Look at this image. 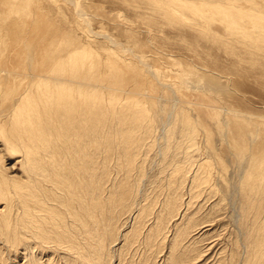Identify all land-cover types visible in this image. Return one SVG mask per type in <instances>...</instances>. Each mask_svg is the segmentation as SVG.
<instances>
[{
    "label": "rangeland",
    "instance_id": "rangeland-1",
    "mask_svg": "<svg viewBox=\"0 0 264 264\" xmlns=\"http://www.w3.org/2000/svg\"><path fill=\"white\" fill-rule=\"evenodd\" d=\"M4 1L0 0V18L3 19L0 20V25L2 24L0 31L4 29L0 32V69L1 72L4 70L0 73V86L2 85L3 89L2 91L0 87V95L7 93L2 95L3 99L2 96L0 97V133H2L0 150H3L0 153L5 162L0 166V170L5 169L1 170L0 179L5 182V185L12 186L11 184L17 182L21 184L26 181L23 176L30 173L25 163L26 153L20 152L25 142L17 138L18 135L22 137L26 132L17 129L14 118L11 119V116L14 117V109L20 103V93L27 89L26 84L29 78L26 79V74L29 72L37 74L38 71L44 73L49 67L48 61L53 53L58 54L59 52L64 55L72 51L75 48L74 45L78 47L86 40L83 44L88 46L86 49L89 52L93 49L92 52L96 51L95 54L99 52L96 55L103 59L101 60L98 56L93 58L98 63V65L95 64L97 69L100 67L97 71L95 69L94 74L92 73L93 82L97 77V79L102 77L103 81L100 79L96 81L105 85L109 83L108 86L116 84L115 86L120 89L122 87V90H125L124 94L135 96L132 100L142 97L145 101L144 108H148L153 115V124L159 127L157 130L150 131L144 117H137L131 112L126 113L124 126L131 133H128L130 140L134 139L131 144L137 148L136 159L141 161L146 157L144 161V165L146 164L145 181L138 197L140 207L146 208L143 209L145 218L143 217L141 222L138 216H142V213L136 206L132 208L127 219L123 220L121 226L115 230L118 236L113 243L115 245L111 246L113 251L108 264H169L172 256L174 258L178 255L176 258L180 259L182 254L185 262L179 264H231L228 261L232 252L237 255L235 257L237 260L234 262L241 264L239 260L244 258V252L249 250L246 232L250 228L245 221L246 217L239 214L238 210L241 209V204L245 199L240 191L241 179L244 176L242 172L246 167L252 168L254 165H258L260 170L264 169V165L258 163L261 153L264 152V49H262L264 39L258 35L256 27L251 26L254 25L252 21L244 23V27L250 34L249 38L242 30L240 32L243 36L240 32H235V25V29L229 28L230 26L223 23L222 18L215 11L209 10L211 14H216L212 22L205 26L210 31L208 32L207 28H201L199 22L203 21L199 18L193 16L196 20L194 24L176 21L151 0H29L31 3L26 8H23L24 4L21 6L16 3V0ZM234 2L245 12L257 9L251 8L255 3L264 16V0H234ZM185 14L190 17V14ZM256 43L261 46H257ZM47 46L50 51L53 50L52 54ZM5 48L6 51H4ZM42 53H45L42 55L44 58L41 57ZM26 56L29 57V61ZM41 58L46 60V63ZM99 59L103 63L101 61L99 63ZM116 60L120 61V64ZM16 61L18 62L14 63ZM111 61L119 69L116 68L114 71L109 68L113 65ZM106 63L108 64L105 65ZM99 64L104 67L102 68ZM28 65L30 70H28ZM103 69L108 76L105 72L103 73ZM16 79L21 80L19 82ZM111 79H113L112 82ZM12 85H16L17 88L13 87L16 92L12 89ZM129 91L135 94L128 93ZM7 94H10V97H7ZM147 114L145 113V116ZM174 114H177L174 117L175 120L172 117ZM187 119H190L188 121L191 124ZM57 120L61 122L63 128L62 121ZM170 122L174 123L173 131L175 132L172 131V137L167 141L165 132L169 129ZM40 125L44 129L48 128V123H40ZM1 130H4V133ZM104 135L110 134L104 133ZM9 138L13 139L14 146L19 149V151H14V154L9 145V142H12ZM148 145L150 146L147 147ZM165 147H168V150ZM3 154L7 156L4 157ZM12 154H16V158ZM116 158L118 161L117 156ZM201 162H204L203 170L200 169ZM13 164L19 165L15 167ZM204 170H208L206 173L208 184L203 183L197 186L196 181L193 183L192 179L197 173H203L206 177ZM17 173H21V176L19 177ZM10 175L16 176L11 178ZM112 176L117 177L116 183H119L120 175L113 172ZM106 187L112 189L111 181ZM2 205H4L3 202L0 204V214L3 216L6 214L8 217L12 215L15 219V208L10 204L7 208L1 207ZM171 210L172 214L169 215ZM19 217L20 211H18ZM257 217L258 221L264 222L263 213L257 214ZM161 222L167 225L163 229L164 234L151 244L149 238H152L154 229ZM1 227L0 224V262H3L0 264H53L56 260L54 264L58 262V264H71L67 261V255L63 251L71 254L72 264H81L82 259L77 252L72 253L69 249H59L55 246L48 249L37 244V240L30 232L24 231L23 234L14 232L15 223L10 226L6 225L2 229ZM175 229L178 231L181 229L185 236L183 240H180L179 246L176 244V249L172 239L176 232ZM21 238H24L26 242L29 241L32 246L35 242L36 248L35 246L22 248ZM244 247L246 250L243 249ZM194 248L196 251H192ZM48 251H52V254H48ZM191 259L194 260L190 261Z\"/></svg>",
    "mask_w": 264,
    "mask_h": 264
},
{
    "label": "bare ground",
    "instance_id": "bare-ground-1",
    "mask_svg": "<svg viewBox=\"0 0 264 264\" xmlns=\"http://www.w3.org/2000/svg\"><path fill=\"white\" fill-rule=\"evenodd\" d=\"M151 1H153L159 8L163 9L165 11V14L169 15L171 18H173L176 21L194 24L196 20L193 16L199 18L201 21H203V22H199V24L201 23L200 24L201 28L211 23L213 17L217 13V15H219L222 18V22L227 23L228 27L230 26L229 28H234V25H235L236 27V29L234 28L236 30L235 32H240L242 30L245 34H247L246 36L249 38H250V34L248 30H246V27H244L245 26L244 23L245 21L246 22L248 21V23L252 21V23L255 26L254 25H251V26L256 27V29L258 30V35L262 36V38L264 39V16L262 15L263 12L258 9L255 3L252 4L253 6L251 8H257V9H253V10L251 9L250 12H245L242 9H240L241 7H239L238 4L234 2V0H226L227 2L225 0H168L167 2H165L164 0L163 1L162 0H151ZM16 3H19V5L24 4L25 6L23 5L24 6L23 8H26L31 2L29 0H16ZM16 3H13V4H16ZM8 7H9V4H8ZM14 9L12 11H14ZM10 10L9 12L11 13ZM209 10L215 11L216 13L211 14ZM16 13L18 12L16 11ZM185 13L190 14V17L186 15ZM74 21L76 22V19ZM8 24H7V27H8ZM79 24L80 23H78V25ZM25 25H23V27H25ZM78 25H77V28H78ZM206 28L207 27H205L204 29ZM206 30L208 31V28ZM80 32H83V30L82 31L80 30ZM240 34L242 33L240 32ZM2 35H3V32H2ZM69 36L70 34L68 35V37ZM105 37L108 38V36H105ZM252 37L254 38V36ZM85 38L83 39L85 40ZM239 40H240V37H239ZM84 42H82V44L78 47L74 45L75 48L72 51L70 50L64 55H61L59 52L58 54H54V53L52 54L51 51L53 52V50L51 49L50 51L49 47L47 46L48 50L50 51V54H52V57H50L48 61L49 67L45 69V72L40 73V71H38L36 73L37 74L40 73V74L37 75L34 72L27 73L26 71L27 78L26 77L25 78L26 79L29 78L28 79L29 84L27 83L26 84L27 89H25L23 92L20 93V97H19L20 103L14 109V113H13L14 117L11 116V119L14 118L13 120L15 122L17 129L24 130L26 132L24 133L22 137L18 135L20 138L19 137L17 138L25 142L24 147H22L23 149H21L20 152L26 153L25 163H27L29 167L27 170L30 173L27 176L24 175L25 177L23 176V179L26 181L21 182V184L18 182L11 184L12 186L5 185V182L0 179V201L4 203V205H2L1 207L7 208V205L10 204L16 210L15 219L13 218L12 215L11 217L10 216L8 217L6 216V214L5 216L0 214V224L4 228V226L6 225L10 226V224L15 223L14 232H19L20 234H23L24 231H27V233L30 232V234L34 237V239L37 240V244L44 246L48 249H52L53 246H55L56 248H59V249H63V248H65L66 250L69 249V251H71L72 253L77 252V254L80 256V259H82V261L80 260L81 264H108L109 258L112 254L111 252L113 251L111 246L115 245V244L113 245V243L116 241L117 236H118V234L115 233V230L117 229V227L121 226L123 220L127 219L128 214L132 210V208L136 206L139 209V212L142 213V216H138L140 221L142 220L143 217L145 218V216L143 215V209H146V208H144L143 206L140 207V204L138 203V197H139V194L143 190V184L145 181L144 177L146 173H145L144 168L146 164L144 165V161L146 160V157H144L145 159H142L141 161H138L136 159L137 148L132 146L131 144V141L134 142V139L132 138L130 140V137H129L130 135L128 134L130 132L124 126V121L126 119V113L131 112L137 117H144L150 131L152 129L157 130L159 127L156 124H153L154 122L153 115L148 110V108L147 109L144 108L145 101H143L144 99H142V97H138L137 99L132 100V98L135 96L133 95L128 96L126 93L124 94L125 90L123 91L121 86H120L121 87L120 89L118 88V86H115L116 84L112 86V84L110 83L112 87L108 86L109 83L107 85L102 84V83L100 84L98 81L99 79L100 81H103L101 80L102 77L99 79H97L98 77L97 78L95 77L98 81H96L95 79L94 80L95 82H93L94 76L92 75V73L95 71V69L96 71L100 69V67L99 69H97L98 67L96 65H98V63L93 58L95 56H98L100 58V56L96 55L99 52H97L96 54H95L96 51L92 52L94 51L92 48H91L92 51L89 52L86 49V47L88 46L83 45ZM90 42L92 41L90 40ZM16 43L18 42L16 41ZM113 45L114 44H112V46ZM259 45L260 44L258 43L257 46ZM6 48L5 50L4 49L3 50L6 51ZM26 50L27 49H25V51ZM19 52L21 53V50ZM30 52H32V50H30ZM48 52H45V53L48 54ZM249 52H251V50ZM256 52L258 53V51ZM45 53H42L41 57H43L42 55ZM48 57L49 56L47 55V58ZM107 58L109 57L107 56ZM15 59L17 60V57ZM23 59H24V55H23ZM100 59H99V63L101 60H103V59L101 60ZM10 61H11V58H10ZM38 61L40 62V60ZM45 61L46 60H44V63H46ZM17 62L18 61L14 63H17ZM117 62L120 64V61H117ZM101 63H103V61H101ZM104 63H105V60H104ZM107 64L108 63H106L105 65ZM114 64L115 63L113 62V65H110L109 68L114 69L115 71L117 67H115ZM100 65L101 64H99V66ZM33 67L35 68V66ZM14 69L16 68L14 67ZM30 69L31 68L29 66L28 70ZM104 69H103V73L105 72ZM23 70L25 72L24 68ZM106 71L108 72V70ZM2 72L0 69V73ZM17 73L19 75L18 70H17ZM119 73L120 72H118L117 74ZM24 74L25 73H23V75ZM14 75H15V71H14ZM117 76H116V79H117ZM26 79H23V80H26ZM16 80H19L20 82L21 79H16ZM112 80L113 79H111L110 81L112 82ZM119 82L120 81L118 80V83ZM16 83L17 81L15 82V84ZM24 85L25 83L23 84V86ZM14 86L16 87V85ZM14 86L12 85V89ZM130 91L128 93L133 92V91L132 92ZM1 94L4 95L3 93ZM133 94L135 93L133 92ZM2 95H0V97ZM9 95L7 94V97H10ZM137 95H139V93ZM1 98L3 99V96ZM6 99H9V98H6ZM11 101H12V98H11ZM160 107L161 106H159V108ZM5 112H7L6 109H5ZM145 113H148V114L145 116ZM134 115H132V117ZM176 115L177 114H174L172 116L173 120L176 119V118L174 119ZM184 117L185 116L183 114V118ZM236 117L238 118L237 115ZM187 118H189V116ZM57 119H60L62 121L63 128H62L61 122ZM188 120L190 119H187V121ZM187 121H184V123H187ZM1 123H2V120H1ZM40 123H43V124L48 123V128L46 127V129H44L43 127H41ZM173 129H174V123L171 124L170 122L169 129L168 130L165 129L166 132L163 130L166 133L165 135L167 137V141H169V138L172 137L171 133ZM243 129L246 130L245 128ZM4 130H1V132L3 131L4 133ZM104 133H109L110 135L105 136ZM0 135H2V133H0ZM3 135H6V134H3ZM144 136L145 135H143V137ZM9 139L12 141V142H9V145L11 147V151L14 154V151H19V149L14 146L13 139L11 138ZM5 140H6V137H5ZM168 143L170 144V142ZM6 144L8 143L6 142ZM169 144H167L168 147H169ZM150 145H148L147 147H149ZM168 147H165V148L168 150ZM1 154L2 153H0V166H2L3 163H5L3 162V157L1 156ZM15 155L13 156L16 158L17 155L16 156ZM114 155L118 157V161H117L116 156ZM6 156L7 155H5L4 157ZM21 160L19 162H21ZM258 163H260L261 165H264V152L261 153ZM18 165L16 164V166ZM174 165H176V163ZM199 165L201 169L204 166V162L203 163L201 162V164ZM1 170H5V169H1ZM7 171H10V169ZM207 171H205V174L207 173ZM113 172H116L117 174L120 175L119 183H116V181L118 180L117 177L113 178L112 176ZM242 173L244 176L241 179L242 183H241L240 191L242 192L243 197L245 199H244V202H242L241 204V209L238 207L239 208L238 210H239V214H242L243 217H246L245 221L247 222V225L249 224L250 228L246 232L247 233L246 235L248 237L247 242L249 241L248 243L247 242L246 243L248 244L247 248H249V250L248 249L246 250V247L243 248L244 250L247 251V253L246 251L245 252L243 251L244 258H242L243 260L240 259L242 261L239 260V262H241V264H261L262 262H264V222L262 221L260 222L257 220L258 218L257 214L258 215L262 213L264 214V169L260 170L258 165H254L252 168L246 167V169H244ZM17 174L19 175V177L21 176L20 175L21 173L20 174L17 173ZM99 174H102V175H99ZM13 176H16V175H13ZM13 176H11V178ZM192 180H193L192 181L193 183L194 181H196L197 186L203 183L204 185H206L205 183L208 182V174H206V177H205L203 176V173L202 174L197 173L195 174V178ZM110 181H111L112 189H107L106 185L109 184ZM171 182H172V179H171ZM2 202L0 204H2ZM18 211H20L19 218H18ZM145 212L147 211L145 210ZM171 214H172V210L169 212V215ZM123 217H126V218H123ZM169 220L170 218L168 219V222ZM163 225L164 223L161 222L154 229L152 238H149L151 240V244L152 242H154L156 239H159L160 236L164 234L163 229L167 225L166 226L165 225L163 226ZM133 227L135 228L134 225ZM179 227L180 226L178 225V228ZM175 231L176 232L175 234H173L172 239L174 241V248L176 249L177 246H179V244L181 243L180 240L181 239L183 240V237L185 236H183L184 232H182L181 229L179 231L178 229L177 230L175 229ZM7 238H8V235L6 234V239ZM149 239L148 241H150ZM21 245H22V248H26V247L33 248L35 246V242H34V246H32V244H30L29 241L26 242L24 238H21ZM194 250L196 251V248L192 249V251ZM133 251H136V250H133ZM51 252L52 251H48V254L51 255L52 254ZM63 252H65L64 254L67 255V261L72 264V261L70 260V258L72 257V256L70 257L71 254H69L67 251H63ZM188 253L187 254L184 253V254L188 255ZM29 254H30V250H29ZM181 256L182 258L180 259H177L176 257L172 258L173 257L172 256L170 258L169 264L184 263L185 260L183 259V254ZM186 257L188 258V256ZM235 257H237L236 253L234 254L232 252L228 263L231 262V264H240V263L234 262V260L235 261L237 260L235 259ZM193 260L194 259H191L190 261H193ZM56 261H54V263ZM0 263H3V262H0Z\"/></svg>",
    "mask_w": 264,
    "mask_h": 264
}]
</instances>
